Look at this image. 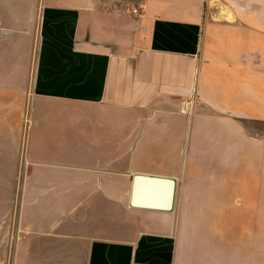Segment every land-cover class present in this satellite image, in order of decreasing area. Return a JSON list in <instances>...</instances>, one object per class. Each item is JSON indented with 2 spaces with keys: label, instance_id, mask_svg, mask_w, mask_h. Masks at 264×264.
<instances>
[{
  "label": "crops",
  "instance_id": "1",
  "mask_svg": "<svg viewBox=\"0 0 264 264\" xmlns=\"http://www.w3.org/2000/svg\"><path fill=\"white\" fill-rule=\"evenodd\" d=\"M204 4L0 0V264H264V16Z\"/></svg>",
  "mask_w": 264,
  "mask_h": 264
},
{
  "label": "rangeland",
  "instance_id": "2",
  "mask_svg": "<svg viewBox=\"0 0 264 264\" xmlns=\"http://www.w3.org/2000/svg\"><path fill=\"white\" fill-rule=\"evenodd\" d=\"M264 16V0H205L203 8V34L211 32L210 27L217 23H244L247 17L262 18ZM255 31L261 25H253ZM3 171L0 169V181H3ZM24 170L17 168L14 173V184H0V229L1 239H12L16 230V215L18 199L22 188ZM7 176V175H6Z\"/></svg>",
  "mask_w": 264,
  "mask_h": 264
},
{
  "label": "water",
  "instance_id": "3",
  "mask_svg": "<svg viewBox=\"0 0 264 264\" xmlns=\"http://www.w3.org/2000/svg\"><path fill=\"white\" fill-rule=\"evenodd\" d=\"M144 179L147 180L149 183L148 191L146 192V195L148 196V201L146 202H139L137 199H133V204H146L151 205L156 208H170L172 199H173V192H174V179L173 178H162V177H143L142 175H135L134 180ZM158 182H165L167 185L164 188L156 187L155 185L158 184ZM154 194V196H153ZM161 196V198H157V196Z\"/></svg>",
  "mask_w": 264,
  "mask_h": 264
},
{
  "label": "built area",
  "instance_id": "4",
  "mask_svg": "<svg viewBox=\"0 0 264 264\" xmlns=\"http://www.w3.org/2000/svg\"><path fill=\"white\" fill-rule=\"evenodd\" d=\"M136 9H134V11H135Z\"/></svg>",
  "mask_w": 264,
  "mask_h": 264
}]
</instances>
